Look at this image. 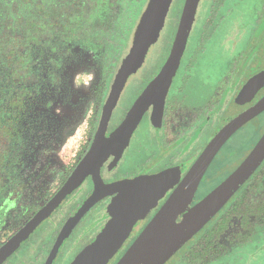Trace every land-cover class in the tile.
<instances>
[{
	"label": "flooded vegetation",
	"instance_id": "obj_1",
	"mask_svg": "<svg viewBox=\"0 0 264 264\" xmlns=\"http://www.w3.org/2000/svg\"><path fill=\"white\" fill-rule=\"evenodd\" d=\"M17 1L25 5L16 14L32 21L25 28H13L0 50V248L52 201L76 170L83 180L2 264H56L62 245L86 213L99 207L110 226L117 218V203L136 194L134 186L139 181L168 172L169 180L150 184L152 194L169 187L146 204L108 262L116 264L214 136L264 97L263 85L250 102L236 101L247 80L264 71V46L254 41L246 47L251 70L247 78L240 75L233 81L234 66L225 73H212L208 67L204 75H198L202 71L198 48L205 41L212 15L211 11L204 15L203 2L201 8L198 5L199 19L195 22L194 18L174 76L167 86H156L148 99L150 84L172 52L187 0L179 2L172 40L156 75L137 76L133 71L125 83L121 70L127 56L118 60L116 53L126 44L134 46L135 31L150 0L133 31V15L142 0L4 2ZM171 1L163 18L169 14ZM132 32L133 37L127 39ZM230 103L238 109L232 115L227 112ZM262 113L264 110L255 117ZM245 125L217 151L196 191L220 166L216 160L225 145ZM128 200L133 204L132 198ZM199 200L193 198L189 207ZM140 204H135L137 211ZM47 220L50 223L41 229ZM261 237L264 159L185 244L188 247L175 264H230L231 257L242 258V252L235 250L247 244L257 247L262 241L258 248L264 249ZM87 246L69 264H76Z\"/></svg>",
	"mask_w": 264,
	"mask_h": 264
},
{
	"label": "water",
	"instance_id": "obj_2",
	"mask_svg": "<svg viewBox=\"0 0 264 264\" xmlns=\"http://www.w3.org/2000/svg\"><path fill=\"white\" fill-rule=\"evenodd\" d=\"M169 2L170 0L149 1L135 31L134 52L125 58L121 70L122 75H126L127 71L131 72L133 67L139 63V54L145 51L154 39ZM199 2L200 0H187L172 52L156 79L150 84L148 99H150V93L156 90V86H167L174 76L185 49ZM263 85L264 71H260L247 80L236 101L241 104L250 102ZM263 110L264 97L253 107L228 122L214 136L163 207L116 264H165L220 211L264 159V134L243 162L221 184L194 205L189 207V204L192 202L196 188L217 151L238 128ZM82 180V173L80 170H76L52 201L0 248V264L22 241L28 238L34 229ZM157 180H169V173H160L139 181V185L134 186L138 190L136 194L129 198H121L117 203L116 220L112 225L109 226L108 224L107 229L100 233L78 255L76 264H108L124 244L136 221L141 218L146 204L157 198L160 191L169 187L167 185L158 191L156 189L154 194L150 193V184ZM130 198H132L133 204L128 200ZM137 202L141 203L139 211L135 209Z\"/></svg>",
	"mask_w": 264,
	"mask_h": 264
},
{
	"label": "rangeland",
	"instance_id": "obj_3",
	"mask_svg": "<svg viewBox=\"0 0 264 264\" xmlns=\"http://www.w3.org/2000/svg\"><path fill=\"white\" fill-rule=\"evenodd\" d=\"M148 1L142 0L138 10L133 15L131 23L132 31L135 29L140 18L141 10L145 8ZM180 1H171L169 14L164 16L154 39L147 49L140 52L141 61H138L139 63L133 67L131 72L127 71V74L124 75L123 83L127 81L128 76L133 71L134 73L136 72L135 75L137 76L149 77L156 75L167 55V45L172 40V30L175 29ZM203 2L204 7H206V9H203L204 15L208 16L209 11H211L212 15H210L211 21L207 25L208 29L205 41L198 48L200 52L198 63L202 61V64H200L202 65L200 66L202 71H198L197 74L199 75L205 72V69L208 67L212 70V73L218 72L219 70L225 73L234 66L231 71L233 81L240 75L244 76V78L249 77L251 70L247 63L248 61H246L248 58L246 47H251L254 41L264 46V0H213L212 3L210 0H200V8ZM198 19L199 15L196 13L195 22ZM131 36L133 37V32L132 35H127V39H131ZM244 51L245 54L243 57H240ZM133 52L134 49L131 47V44H126L116 54L118 60H121ZM239 57L240 60L238 61ZM262 60L261 63L263 62ZM205 64L208 66L205 67ZM131 94L133 96L134 93H130L129 96ZM236 106L233 103L229 104L227 110L228 115L237 112L238 109ZM263 134L264 113L250 119L240 129L239 136L230 140L227 143L228 145H225L222 155L218 157L219 161L216 160L220 162V166L212 171L213 174H211V177H207L202 182L194 195V200L201 199L205 194L210 193L221 184L231 174L230 172H233L249 155ZM105 217V212L99 207H95L86 213L62 245L56 264H69L83 247L87 246L94 237H97L107 229L108 224L105 223ZM49 223V220H47L46 224L41 226V229L48 226L47 224ZM262 243L260 241V245L258 244V246H263ZM258 246L254 247L251 244H247L241 249H236L235 251L242 252V258L238 259L236 255L233 260L231 257L230 264H264V249L258 248ZM187 247L188 245H184L180 248L165 264H175L177 258L180 257Z\"/></svg>",
	"mask_w": 264,
	"mask_h": 264
},
{
	"label": "trees",
	"instance_id": "obj_4",
	"mask_svg": "<svg viewBox=\"0 0 264 264\" xmlns=\"http://www.w3.org/2000/svg\"><path fill=\"white\" fill-rule=\"evenodd\" d=\"M4 1L0 0V50L4 47V39L12 36L9 32L13 28H25V23L32 21L23 15L16 14L25 5L24 3H18V1L6 3Z\"/></svg>",
	"mask_w": 264,
	"mask_h": 264
}]
</instances>
